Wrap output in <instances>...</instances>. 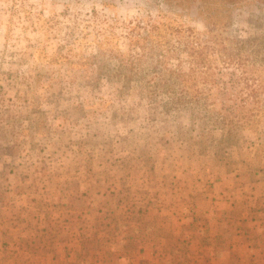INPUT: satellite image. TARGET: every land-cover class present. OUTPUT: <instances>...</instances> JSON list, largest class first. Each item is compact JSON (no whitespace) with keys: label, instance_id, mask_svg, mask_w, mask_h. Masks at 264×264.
<instances>
[{"label":"rangeland","instance_id":"rangeland-1","mask_svg":"<svg viewBox=\"0 0 264 264\" xmlns=\"http://www.w3.org/2000/svg\"><path fill=\"white\" fill-rule=\"evenodd\" d=\"M254 89L264 0H0V187H85L96 264H264V114L216 124Z\"/></svg>","mask_w":264,"mask_h":264},{"label":"crops","instance_id":"crops-1","mask_svg":"<svg viewBox=\"0 0 264 264\" xmlns=\"http://www.w3.org/2000/svg\"><path fill=\"white\" fill-rule=\"evenodd\" d=\"M7 174L5 186L0 187V264H96L92 261L97 258H91L88 253L98 254L106 247L114 248L116 242L112 232H96V228H107V225H92L94 217L87 207L89 201L84 203L76 199V192H86L85 187L77 191L64 189L66 193L62 195L59 190L54 191V180L45 187L37 172L33 182L31 176L21 180L14 171ZM48 196L55 200L52 199L54 204L42 201ZM101 214L100 219L105 221L107 218H101ZM61 215L67 217L64 224L60 223ZM138 236L134 242L139 243L140 237L145 238ZM92 237L96 238V246Z\"/></svg>","mask_w":264,"mask_h":264},{"label":"trees","instance_id":"trees-1","mask_svg":"<svg viewBox=\"0 0 264 264\" xmlns=\"http://www.w3.org/2000/svg\"><path fill=\"white\" fill-rule=\"evenodd\" d=\"M191 55H195V53H191ZM193 73V72H192ZM187 77L181 79L182 77L178 76V78H175L179 81V83L182 85L181 92L178 97H176L174 100H172V104H183V101H185V105L190 102L191 100H195L196 103H198V99L200 98L199 94L196 93L195 90L189 91L188 83H190L193 80V74L186 75ZM201 94V93H200ZM260 91L258 89H254L250 91V94L247 95V98L245 99L243 105H246L248 102H250V106L247 107V110L245 113L236 115V116H230L231 114H225V113H218V123L217 125H221L220 131L224 134L223 137H235L236 133L240 128L243 126H250L254 115L252 113L256 111L258 114H264V109H262L259 104L260 100L258 96L260 95ZM181 95V98H180ZM189 96V97H188ZM248 117V118H247ZM243 118H247L245 120H241ZM216 119V118H215ZM217 121V119H216ZM215 121V122H216ZM250 121V124H248ZM222 134V135H223Z\"/></svg>","mask_w":264,"mask_h":264}]
</instances>
